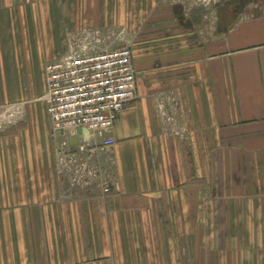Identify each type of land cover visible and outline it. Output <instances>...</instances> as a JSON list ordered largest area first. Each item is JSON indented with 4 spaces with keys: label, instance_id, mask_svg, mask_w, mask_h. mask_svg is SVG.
Listing matches in <instances>:
<instances>
[{
    "label": "crops",
    "instance_id": "0c3cea01",
    "mask_svg": "<svg viewBox=\"0 0 264 264\" xmlns=\"http://www.w3.org/2000/svg\"><path fill=\"white\" fill-rule=\"evenodd\" d=\"M83 43L136 71L102 151L45 110ZM0 264H264V0H0Z\"/></svg>",
    "mask_w": 264,
    "mask_h": 264
},
{
    "label": "built area",
    "instance_id": "2783aa9c",
    "mask_svg": "<svg viewBox=\"0 0 264 264\" xmlns=\"http://www.w3.org/2000/svg\"><path fill=\"white\" fill-rule=\"evenodd\" d=\"M43 75L45 110L54 135L83 129L98 139L88 146L89 152L115 144L106 133L136 97V71L129 44L95 50L83 43L46 64Z\"/></svg>",
    "mask_w": 264,
    "mask_h": 264
},
{
    "label": "water",
    "instance_id": "95a60500",
    "mask_svg": "<svg viewBox=\"0 0 264 264\" xmlns=\"http://www.w3.org/2000/svg\"><path fill=\"white\" fill-rule=\"evenodd\" d=\"M78 133H79V131H78Z\"/></svg>",
    "mask_w": 264,
    "mask_h": 264
}]
</instances>
